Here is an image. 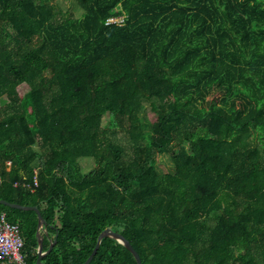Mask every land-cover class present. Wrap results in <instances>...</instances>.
<instances>
[{"label":"trees","instance_id":"trees-1","mask_svg":"<svg viewBox=\"0 0 264 264\" xmlns=\"http://www.w3.org/2000/svg\"><path fill=\"white\" fill-rule=\"evenodd\" d=\"M58 1L0 0V201L39 206L43 263L113 230L144 264H264V0ZM3 213L38 264V212ZM91 264L139 263L105 238Z\"/></svg>","mask_w":264,"mask_h":264},{"label":"rangeland","instance_id":"rangeland-1","mask_svg":"<svg viewBox=\"0 0 264 264\" xmlns=\"http://www.w3.org/2000/svg\"><path fill=\"white\" fill-rule=\"evenodd\" d=\"M58 3L60 7L63 9V11H68L69 13H72L77 18H81L83 16L82 11L76 5L75 2L71 0H59ZM149 110H150V101H146L145 108L142 112V115H143V120H144L147 130L151 132V127H150L151 116L149 114ZM109 124H110V116L107 115L104 118V126H109ZM109 132H110V135L113 137V139L119 144H121L126 149L127 157L129 159H132L134 155L135 143L132 142L129 133L126 130H110ZM257 141L260 146L264 147V143L262 141V138L259 136V134H257ZM173 153L174 152H168L159 157L158 169L160 172H174L175 171ZM81 164L85 172H89L97 166V163L94 159H83L81 161Z\"/></svg>","mask_w":264,"mask_h":264},{"label":"built area","instance_id":"built-area-1","mask_svg":"<svg viewBox=\"0 0 264 264\" xmlns=\"http://www.w3.org/2000/svg\"><path fill=\"white\" fill-rule=\"evenodd\" d=\"M111 20L117 21L118 18ZM25 241L21 227L9 221L8 215L0 217V262L1 264H28L24 253Z\"/></svg>","mask_w":264,"mask_h":264},{"label":"water","instance_id":"water-1","mask_svg":"<svg viewBox=\"0 0 264 264\" xmlns=\"http://www.w3.org/2000/svg\"><path fill=\"white\" fill-rule=\"evenodd\" d=\"M2 205L8 206V207H11V208H15V209H20V210L37 211L38 212V214L40 216V220H41L40 231H39V238H40L39 253H40V258H39L38 264H44L43 263V257L46 256L47 254H49L51 251H53V249L55 247V244L52 245L51 249L48 252L44 251V238L41 235V230L44 227L45 219L43 217L42 211L39 208V206H23L21 204L11 203V202H8L6 200L0 201V206H2ZM105 238L117 239L118 241H120L121 243L126 245L132 251V253L137 258L139 264H144L141 255L134 248V246L125 237H123L121 234H118V233L114 232L113 230H107L100 236L99 243H98V246H97L96 250L94 251L93 255L89 258V260L85 264H91L93 262V260L97 256V254H98V252H99V250L101 248L102 242H103V240Z\"/></svg>","mask_w":264,"mask_h":264}]
</instances>
